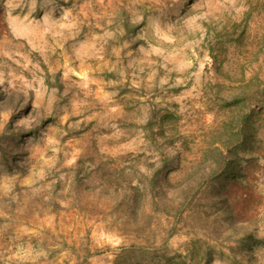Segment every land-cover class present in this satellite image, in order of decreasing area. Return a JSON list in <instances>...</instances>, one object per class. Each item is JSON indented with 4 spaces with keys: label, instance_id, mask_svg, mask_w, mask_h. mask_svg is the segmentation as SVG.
<instances>
[{
    "label": "rangeland",
    "instance_id": "374dc122",
    "mask_svg": "<svg viewBox=\"0 0 264 264\" xmlns=\"http://www.w3.org/2000/svg\"><path fill=\"white\" fill-rule=\"evenodd\" d=\"M180 258L264 264V0H0V264Z\"/></svg>",
    "mask_w": 264,
    "mask_h": 264
},
{
    "label": "trees",
    "instance_id": "16d2710c",
    "mask_svg": "<svg viewBox=\"0 0 264 264\" xmlns=\"http://www.w3.org/2000/svg\"><path fill=\"white\" fill-rule=\"evenodd\" d=\"M220 152V151H219ZM220 160L222 161V163L223 164H229L230 163V161L227 159V158H225L224 156H220ZM179 255V257H180V254H178ZM175 264H186V262L182 259V258H180V259H178V261H176L175 262Z\"/></svg>",
    "mask_w": 264,
    "mask_h": 264
}]
</instances>
